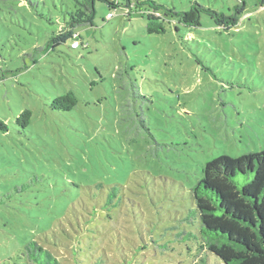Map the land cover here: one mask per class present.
Segmentation results:
<instances>
[{
    "label": "rangeland",
    "instance_id": "rangeland-1",
    "mask_svg": "<svg viewBox=\"0 0 264 264\" xmlns=\"http://www.w3.org/2000/svg\"><path fill=\"white\" fill-rule=\"evenodd\" d=\"M140 1L95 0L72 49L49 39L74 0H0V264H23L26 236L70 241L73 264H222L200 251L190 190L206 162L264 148V4L243 0L228 32L203 16L148 34ZM151 1L225 13L239 2ZM67 92L77 104L52 108ZM68 195L84 201L64 211ZM102 195L107 210L91 201Z\"/></svg>",
    "mask_w": 264,
    "mask_h": 264
},
{
    "label": "trees",
    "instance_id": "trees-1",
    "mask_svg": "<svg viewBox=\"0 0 264 264\" xmlns=\"http://www.w3.org/2000/svg\"><path fill=\"white\" fill-rule=\"evenodd\" d=\"M260 1L264 4V0ZM74 2L75 9L68 12V21L49 39L51 45L57 46L71 39L70 48L77 49L80 42L73 39L76 36L75 29L93 25L95 0ZM140 4L149 7L145 27L148 34H163L167 22L173 23L175 30H179V26L198 28L201 27L203 16L211 20L216 31L228 32L237 26L246 7L243 0L229 9V13L197 1L182 11L151 0L140 1ZM109 5L113 6V3L109 2ZM75 41L78 46L73 48L71 45ZM76 104L75 95L67 92L54 98L51 107L69 110ZM29 116V110H24L17 115L15 121L26 126L29 124ZM240 175L245 182L238 186L235 180ZM72 186L81 189L79 184L73 183ZM190 193L194 214L198 217L202 234L205 235L199 246L201 252L213 255L222 264H264V148L260 152L244 153L237 158L222 155L206 162L201 169V177ZM77 197L68 195L65 199L60 198L61 209L66 211L74 202L84 201ZM91 201L96 207L107 210L111 198L102 195ZM61 247L65 248L66 255H62L64 260H60L53 251L57 252ZM71 249L74 248L70 241L65 240L64 244H46L43 239L26 236L21 245L20 259L23 264H73V261L77 262L73 253L67 256ZM200 262L195 261L193 264Z\"/></svg>",
    "mask_w": 264,
    "mask_h": 264
},
{
    "label": "built area",
    "instance_id": "built-area-1",
    "mask_svg": "<svg viewBox=\"0 0 264 264\" xmlns=\"http://www.w3.org/2000/svg\"><path fill=\"white\" fill-rule=\"evenodd\" d=\"M108 16L111 17V14H108ZM71 46L73 48H76L78 46V42L77 41L73 42Z\"/></svg>",
    "mask_w": 264,
    "mask_h": 264
}]
</instances>
